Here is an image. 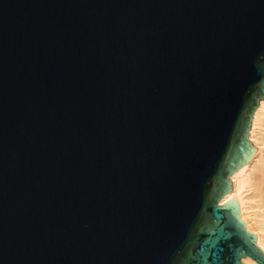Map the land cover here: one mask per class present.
Instances as JSON below:
<instances>
[{
    "label": "water",
    "instance_id": "water-1",
    "mask_svg": "<svg viewBox=\"0 0 264 264\" xmlns=\"http://www.w3.org/2000/svg\"><path fill=\"white\" fill-rule=\"evenodd\" d=\"M262 101L264 0H0V264H264Z\"/></svg>",
    "mask_w": 264,
    "mask_h": 264
},
{
    "label": "bare ground",
    "instance_id": "bare-ground-1",
    "mask_svg": "<svg viewBox=\"0 0 264 264\" xmlns=\"http://www.w3.org/2000/svg\"><path fill=\"white\" fill-rule=\"evenodd\" d=\"M252 142L255 156L246 167L232 175L233 191L223 203L238 200L248 230L259 233V247L264 251V101L262 110L254 115ZM245 264L258 263L246 257Z\"/></svg>",
    "mask_w": 264,
    "mask_h": 264
}]
</instances>
